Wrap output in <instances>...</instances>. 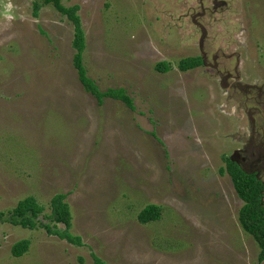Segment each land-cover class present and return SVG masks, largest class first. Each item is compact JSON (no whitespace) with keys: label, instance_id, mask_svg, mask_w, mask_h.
I'll list each match as a JSON object with an SVG mask.
<instances>
[{"label":"rangeland","instance_id":"374dc122","mask_svg":"<svg viewBox=\"0 0 264 264\" xmlns=\"http://www.w3.org/2000/svg\"><path fill=\"white\" fill-rule=\"evenodd\" d=\"M35 1L0 0V212L34 197L48 217L66 195L83 245L0 221V264H264L220 174L239 153L264 184V0H64L89 78L133 109L83 89L72 25ZM190 57L205 65L180 71Z\"/></svg>","mask_w":264,"mask_h":264},{"label":"trees","instance_id":"16d2710c","mask_svg":"<svg viewBox=\"0 0 264 264\" xmlns=\"http://www.w3.org/2000/svg\"><path fill=\"white\" fill-rule=\"evenodd\" d=\"M64 0H42L33 3V16L38 17L40 9L51 5L63 18H65L73 27L74 35L72 47L75 51L73 57V67L77 71L78 79L83 89L92 95L99 105L104 103L105 99H112L124 103L130 109H133L132 100L127 96L123 89H109L101 92L97 85L89 78L84 65V52L86 49L85 33L82 27L81 17L79 15V6H65ZM204 60L201 57H190L179 62L178 68L182 72H187L196 68L203 67ZM156 70L165 73L167 65L158 64ZM225 169L220 170V174L226 172L233 184L238 198L243 202L239 211V223L242 229L252 237L259 248L258 261H264V184L259 179L258 173L250 172L243 168L240 163L225 159ZM66 195L59 194L51 200V215H44V208L34 197H27L17 203L9 212H0V221L8 223L14 227L35 230L43 228L49 235H54L61 240H65L71 245L81 247L82 239L71 233L72 216L69 205L65 202ZM162 208L157 205H148L138 214V222L142 225L160 220ZM45 220L55 222V224L44 223ZM63 226V228L59 227ZM30 242L20 240L11 247V255L14 258L23 256L28 252ZM93 257L94 264H105L96 256Z\"/></svg>","mask_w":264,"mask_h":264},{"label":"flooded vegetation","instance_id":"af4514ba","mask_svg":"<svg viewBox=\"0 0 264 264\" xmlns=\"http://www.w3.org/2000/svg\"><path fill=\"white\" fill-rule=\"evenodd\" d=\"M231 160H234L238 163H240L243 166H247L246 165V158L245 157H241L239 153L234 154V156L231 157ZM258 161V160H257ZM264 164V163H263ZM254 167V164H250L248 165V168L252 169ZM257 173V172H256ZM259 177V176H258Z\"/></svg>","mask_w":264,"mask_h":264}]
</instances>
